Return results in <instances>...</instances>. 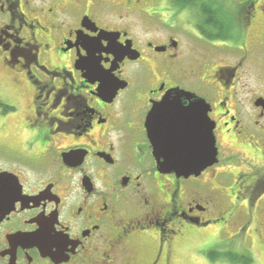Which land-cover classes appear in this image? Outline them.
<instances>
[{"label":"flooded vegetation","instance_id":"obj_1","mask_svg":"<svg viewBox=\"0 0 264 264\" xmlns=\"http://www.w3.org/2000/svg\"><path fill=\"white\" fill-rule=\"evenodd\" d=\"M163 1L0 0L17 101L0 84V264H180L192 239L241 255L214 239L224 226L261 240L264 168H216L219 132L264 149V0H194L192 29ZM185 93L209 106L218 162L161 173L148 119Z\"/></svg>","mask_w":264,"mask_h":264},{"label":"water","instance_id":"obj_2","mask_svg":"<svg viewBox=\"0 0 264 264\" xmlns=\"http://www.w3.org/2000/svg\"><path fill=\"white\" fill-rule=\"evenodd\" d=\"M94 71L100 73L98 69ZM183 95L189 103L183 101ZM192 99L187 93L167 97L148 119V134L154 143L157 168L161 173L198 175L218 162L215 124L208 116L209 106L204 100Z\"/></svg>","mask_w":264,"mask_h":264},{"label":"rangeland","instance_id":"obj_3","mask_svg":"<svg viewBox=\"0 0 264 264\" xmlns=\"http://www.w3.org/2000/svg\"><path fill=\"white\" fill-rule=\"evenodd\" d=\"M165 5V2L162 0L161 2V6ZM167 7L169 5H166ZM182 9L184 8H191L192 10H186L185 11V16H181L183 15V13H179L176 17L175 20H177V22H179L180 24H182L183 27L187 28V29H192L191 26V21L195 20V14L196 12L193 11L194 10V6L193 4L190 5H186V4H181ZM177 8L178 7H173L172 10L173 12H169L167 15V17H173L171 16L172 14L175 13V11L177 12ZM174 18V17H173ZM180 20V21H179ZM191 20V21H190ZM191 23H190V22ZM6 81H4V79H2V77H0V84L4 83ZM2 88L4 90L1 91L0 95L3 97V99L7 100L6 103H9L11 105H13L14 103H16V100H9L11 97L7 95V93H9L10 95L14 94V90L12 91V87H8V85L4 83V85L2 86ZM19 96V95H18ZM17 96V97H18ZM22 100L21 105H23V96L20 95L19 97ZM218 137H219V143L220 146H222V153L223 158L226 159L227 161L222 162L220 165L217 166L216 170L217 171H221V170H225V169H233L235 171L237 170H249V169H253V168H264V149L262 152H259L258 150H256L254 152V150L250 147H246V146H241L240 142H235V143H231L229 141V138L226 137V135H224V133L219 132L218 133ZM17 141V140H16ZM240 146V147H238ZM237 148L238 151L242 152V153H238V157L235 159H231V158H227V154L233 152V150L231 148ZM248 158L250 159H254L253 161H250V163H246V160H248ZM229 187V186H228ZM229 191V190H228ZM245 213L242 214V218H244ZM238 227V225L236 226V228ZM234 228V227H233ZM233 228L226 227L224 226L223 228L217 227L216 229L211 230L212 234L214 236V239L217 238L218 240L221 241V243L223 244H228L231 245L235 250V252L237 251L239 254H247L252 258V262L250 264H264V234H262L261 237V233L257 231L258 236L261 238V240L257 237L253 235V238H251V240L247 241V243L249 244H243V242L239 239L236 238L234 240L231 239L232 234L234 233ZM254 234V233H253ZM231 239V240H230ZM254 239V240H253ZM228 240V241H227ZM198 241L197 240H190L188 242L185 243V246H183V248L181 249L180 253H179V257H180V264H240V263H233L225 258H217V259H212V257H207L204 254L201 255L199 252L196 251V249L199 247L198 245ZM198 246L196 249L195 247ZM217 251L222 250V248H218L216 249ZM214 255V254H213Z\"/></svg>","mask_w":264,"mask_h":264},{"label":"trees","instance_id":"obj_4","mask_svg":"<svg viewBox=\"0 0 264 264\" xmlns=\"http://www.w3.org/2000/svg\"><path fill=\"white\" fill-rule=\"evenodd\" d=\"M177 4H186V5H190L194 3V0H182L181 2L179 0H177L176 2ZM217 258H225L233 263H240V264H250L252 262V258L247 255V254H242V255H231L229 256V254L227 253H223L222 251H217L213 256L212 259H217Z\"/></svg>","mask_w":264,"mask_h":264}]
</instances>
